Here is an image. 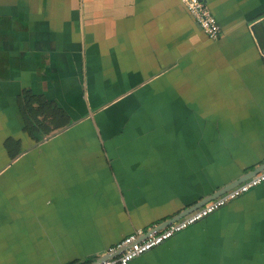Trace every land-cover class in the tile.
<instances>
[{"label": "crops", "instance_id": "crops-1", "mask_svg": "<svg viewBox=\"0 0 264 264\" xmlns=\"http://www.w3.org/2000/svg\"><path fill=\"white\" fill-rule=\"evenodd\" d=\"M203 1L214 40L180 0H0V264H89L264 163V0ZM131 264H264V183Z\"/></svg>", "mask_w": 264, "mask_h": 264}, {"label": "built area", "instance_id": "built-area-1", "mask_svg": "<svg viewBox=\"0 0 264 264\" xmlns=\"http://www.w3.org/2000/svg\"><path fill=\"white\" fill-rule=\"evenodd\" d=\"M180 1L207 38L214 40L220 36L221 26L215 15L203 0ZM262 183H264V168L216 198L209 200L199 208L191 211L158 232L150 234L144 239L138 240V233L127 235L116 247L129 244L128 248L118 256L103 260L98 264H131L136 257L162 244L176 233H179L188 226L197 223L230 201L237 199L250 189Z\"/></svg>", "mask_w": 264, "mask_h": 264}, {"label": "water", "instance_id": "water-1", "mask_svg": "<svg viewBox=\"0 0 264 264\" xmlns=\"http://www.w3.org/2000/svg\"><path fill=\"white\" fill-rule=\"evenodd\" d=\"M263 168H264V163L262 165H260L258 168L253 169L250 173H247L245 176L240 177L239 179H237L233 183H230V184L222 187L216 193L210 195L209 197H207L205 199H202L201 201H199L198 203H196L192 207L180 212L179 214H177L176 216L172 217L171 219H168V220L156 225L155 227H152L151 229H148L146 232L142 233V235H139L137 239L141 240V239L146 238L150 234H154V233L158 232L159 230L163 229L165 226L177 221L178 219H180L181 217H183L186 214L190 213L191 211L199 208L200 206H202L203 204H205L209 200L216 198L220 194L224 193L225 191H227L228 189L234 187L235 185L241 183L242 181H244L245 179H247L251 175L259 172ZM128 246H129V244L122 245L121 247H118V248L108 252L106 255H102L101 257H99L98 259H96L95 261H93V262H91L89 264H98V263L102 262L103 260H106V259H109V258H114V257L118 256L119 254H121L122 252H124L128 248Z\"/></svg>", "mask_w": 264, "mask_h": 264}, {"label": "trees", "instance_id": "trees-1", "mask_svg": "<svg viewBox=\"0 0 264 264\" xmlns=\"http://www.w3.org/2000/svg\"><path fill=\"white\" fill-rule=\"evenodd\" d=\"M18 102H19L20 110L22 111V114L24 116L26 128L29 132H32V128L34 127L35 123L40 122L39 120H36L33 115L35 109L33 107V104L36 103L40 109L49 108V107L55 108L51 104L44 103L43 101L40 100L39 96H36L29 91L22 93V95L18 98ZM37 138L40 139L41 136H37Z\"/></svg>", "mask_w": 264, "mask_h": 264}]
</instances>
